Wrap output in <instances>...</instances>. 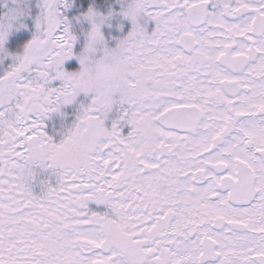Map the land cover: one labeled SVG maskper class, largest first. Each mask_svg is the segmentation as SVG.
<instances>
[{"label": "snow or ice", "instance_id": "snow-or-ice-1", "mask_svg": "<svg viewBox=\"0 0 264 264\" xmlns=\"http://www.w3.org/2000/svg\"><path fill=\"white\" fill-rule=\"evenodd\" d=\"M14 3L0 264H264V0Z\"/></svg>", "mask_w": 264, "mask_h": 264}, {"label": "rangeland", "instance_id": "rangeland-1", "mask_svg": "<svg viewBox=\"0 0 264 264\" xmlns=\"http://www.w3.org/2000/svg\"><path fill=\"white\" fill-rule=\"evenodd\" d=\"M122 2H125V0H119L118 1V3H117V6H118V8L117 7H114V8H116L117 10H119V8L121 7V4H122ZM4 3H5V11H4V13H6L7 12V10H8V8L9 7H16L17 5L14 3V0H4ZM23 6L26 8V10L28 11V12H30V15L29 16H27L26 18H24L25 19V22H27L32 28H33V30H34V21H33V17L36 15V14H38V12H39V9H38V7H37V0H24V4H23ZM4 15V14H3ZM2 16V15H1ZM115 21H113V23H114ZM129 24H130V22H129ZM26 31H28V29H20L19 31H17V30H13V33L11 34V36H10V39H9V42L11 41V39L14 37V38H16L18 35H20L21 33H23V32H26ZM104 31H105V33H106V35H108V34H112V35H115V34H119L118 33V31H116V32H114L113 31V29L111 28V27H109L108 25H105V27H104ZM126 34V33H125ZM17 35V36H16ZM16 36V37H15ZM14 38L12 39V41L14 40ZM17 44V43H16ZM16 44H13L15 47H16ZM113 46H114V42H113ZM71 63H73V65H75V67H79V62H78V60L75 58V57H73L72 58V61H71ZM69 107V106H68ZM67 107V108H68ZM52 122H51V124H50V128H55V127H59V123H60V118H59V116H57V115H54L53 117H52ZM44 175H46L48 178H50L51 180H55V175L51 172V171H46L45 173H44ZM34 190L36 191V192H39L40 191V185L39 184H37L36 186H35V188H34ZM92 206L93 207H96L97 208V210H105V206H96L95 205V202H92Z\"/></svg>", "mask_w": 264, "mask_h": 264}, {"label": "trees", "instance_id": "trees-1", "mask_svg": "<svg viewBox=\"0 0 264 264\" xmlns=\"http://www.w3.org/2000/svg\"><path fill=\"white\" fill-rule=\"evenodd\" d=\"M119 0H87L88 4H92V3H96V5L98 7H100L102 10H107L109 6L111 7H117V3ZM77 3H80V0H77ZM4 0H0V16L2 15L3 11H4ZM69 12L71 13V10H69ZM71 14H75V13H71ZM24 35H28V34H22ZM26 37V36H24Z\"/></svg>", "mask_w": 264, "mask_h": 264}, {"label": "flooded vegetation", "instance_id": "flooded-vegetation-1", "mask_svg": "<svg viewBox=\"0 0 264 264\" xmlns=\"http://www.w3.org/2000/svg\"><path fill=\"white\" fill-rule=\"evenodd\" d=\"M11 61H6V64L7 63H10ZM84 96V94L82 93L81 94V97H83ZM68 106H66V108H65V111H67L70 115L68 116V120H67V122L70 124L71 122H72V120L75 118V116H72V112H73V110H75L74 109V107L73 106H69L68 108H67ZM52 118L49 120V121H47V124H48V126H49V130H50V134H51V130H52V128H50V124H51V122H52ZM55 130H56V132L58 133L59 132V127H55Z\"/></svg>", "mask_w": 264, "mask_h": 264}, {"label": "clouds", "instance_id": "clouds-1", "mask_svg": "<svg viewBox=\"0 0 264 264\" xmlns=\"http://www.w3.org/2000/svg\"><path fill=\"white\" fill-rule=\"evenodd\" d=\"M93 64H94V61H90V63H89V71L90 72L92 71Z\"/></svg>", "mask_w": 264, "mask_h": 264}]
</instances>
